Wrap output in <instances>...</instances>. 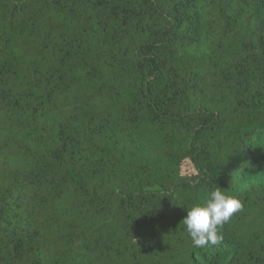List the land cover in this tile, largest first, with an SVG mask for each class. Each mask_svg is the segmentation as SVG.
I'll use <instances>...</instances> for the list:
<instances>
[{"label":"trees","instance_id":"1","mask_svg":"<svg viewBox=\"0 0 264 264\" xmlns=\"http://www.w3.org/2000/svg\"><path fill=\"white\" fill-rule=\"evenodd\" d=\"M0 264H264V0H0Z\"/></svg>","mask_w":264,"mask_h":264},{"label":"clouds","instance_id":"2","mask_svg":"<svg viewBox=\"0 0 264 264\" xmlns=\"http://www.w3.org/2000/svg\"><path fill=\"white\" fill-rule=\"evenodd\" d=\"M243 207L239 197L227 195L220 188L211 191L203 203L188 209L182 221L195 247L217 245L224 239L220 229Z\"/></svg>","mask_w":264,"mask_h":264}]
</instances>
